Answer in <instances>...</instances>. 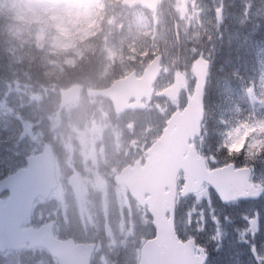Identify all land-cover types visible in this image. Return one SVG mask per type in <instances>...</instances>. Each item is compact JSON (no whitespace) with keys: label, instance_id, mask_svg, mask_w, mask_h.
I'll return each instance as SVG.
<instances>
[{"label":"rangeland","instance_id":"obj_1","mask_svg":"<svg viewBox=\"0 0 264 264\" xmlns=\"http://www.w3.org/2000/svg\"><path fill=\"white\" fill-rule=\"evenodd\" d=\"M224 1L226 0H175L179 4V19V6L187 7L186 18L181 19L185 24L182 39L187 42V38H190L194 45H186L187 50L183 55H179L177 50L174 55L170 42L166 40V32L171 31L170 25H165L163 30H141L139 35L143 42H123L131 27H120L117 29V36H114L108 28L107 16L103 13L97 25L93 12L96 0H0V14L3 15L6 29L0 42L3 54L0 53V139L7 141L17 131L18 137L23 126L29 127L33 123L39 126L40 122L43 127L50 126L62 117L54 108L61 107L63 94L56 93L55 89L61 88L64 73L69 75L70 69L81 59L85 50L88 55L86 64L77 70L87 71L86 74L77 73L86 77L82 79L83 83H93L99 79L113 80L127 70L139 71L146 65L149 55L155 53H163L165 56L163 81L170 78L174 71L189 70L192 60L204 52L201 41L207 43L210 40L209 32L194 31L217 27L216 10L220 6L226 7ZM232 1L234 7L230 14L234 22L230 24L234 25V29L248 31L258 14L264 19V0ZM133 17L137 21L139 16L134 14ZM127 24L131 25L132 20ZM188 27L191 28V33L188 32ZM248 32L253 33L252 30ZM243 34L240 33V37ZM136 43H141L143 48L134 53L135 46L132 44ZM219 47V42H214L213 52L216 53ZM258 47L262 49L259 63L253 73L247 74L242 80L240 90L232 99L233 104L224 109L221 120L211 127L212 145H208L207 151L211 161L219 166L238 161L243 167H254V180L264 183V42ZM206 54L214 56L212 51ZM234 84L239 85L238 81ZM47 89H51L50 100L41 101V94L44 90L48 94ZM71 92L74 96L78 94L76 88ZM232 92L227 87L228 95ZM68 94L69 92L64 96ZM164 105L167 106V102ZM168 108L172 112L175 105L169 103ZM12 111H16L19 120L6 118L1 122L2 116H13ZM167 112L168 109H162L160 114L166 118ZM85 116L84 111L77 109L69 120L65 117L57 130L61 132L59 136L63 140H69L75 135H82L78 126ZM20 120L22 121L19 122ZM0 156L1 176L13 171L14 160L8 153ZM257 210L264 218V201L254 207L222 210L217 206L211 191L202 188L186 203H181L177 223L181 234H192L205 242L210 250L209 264H239V259L247 261L249 257L259 264L264 258V233L257 235L255 251L247 252L243 258L235 255L236 249L242 248L237 240L243 238L247 228L243 216H252ZM190 211L193 213L191 217ZM228 216L232 223L227 220ZM257 248L263 250L260 256L256 254ZM0 264L8 263H2L0 259Z\"/></svg>","mask_w":264,"mask_h":264},{"label":"flooded vegetation","instance_id":"obj_2","mask_svg":"<svg viewBox=\"0 0 264 264\" xmlns=\"http://www.w3.org/2000/svg\"><path fill=\"white\" fill-rule=\"evenodd\" d=\"M157 1L162 10L164 0ZM133 10L138 16L146 15L140 6ZM172 19L175 25V0ZM173 33L175 42V27ZM181 34L184 36V31ZM99 80L83 88V97L77 104L88 113L78 126L82 135L69 140L59 136L57 130L67 114L61 107L56 112L62 117L46 127V132L52 133L40 135L55 154L56 188L47 199L36 201L33 218L37 217L38 227L51 223L53 236L59 241L87 245L85 252L92 245L88 264H137L141 246L153 237L151 220L146 210L131 199L127 187L117 182V176L123 168L145 159L149 144L146 135L127 134L124 129L134 123L147 124L150 117L155 120L152 111L150 117L148 114L155 101H150L144 110L116 115L107 99L88 97L89 91L100 92L113 82ZM160 87L157 85V89ZM32 131L37 134L34 125ZM37 138L35 135L31 140L34 149L38 147ZM14 254L18 263L24 254L32 261L30 264H58L42 249Z\"/></svg>","mask_w":264,"mask_h":264},{"label":"water","instance_id":"obj_3","mask_svg":"<svg viewBox=\"0 0 264 264\" xmlns=\"http://www.w3.org/2000/svg\"><path fill=\"white\" fill-rule=\"evenodd\" d=\"M157 63H153L148 68L146 74H154L156 71ZM198 65L197 67H199ZM201 70V69H200ZM195 72L197 78V86L195 89V96L193 98V107L192 105L189 108V113L193 116L189 117L186 115H175L171 122L168 124V128L164 132L165 138L160 142L159 147L156 145L152 149V156H159L161 153L162 164L160 163L156 170L151 171V174L162 175L163 177L167 176L168 171L174 169L175 178L180 169L185 173V186L182 192V196L187 195L193 191H196L202 182H206L213 190L217 193L218 197L221 200V193L217 188V181L223 180L227 181L232 176H237L241 174L248 173L244 171H238L237 174L231 173V166L226 169L216 170L211 173L205 171L201 159L192 155V168L190 165L185 164L184 161H181V154L183 152V147L187 143L188 139L193 137L198 133V124H195L200 118L202 113V93L205 84L206 69H202L200 72ZM145 77V76H144ZM173 126H176V130H173ZM164 169H163V167ZM38 175L33 177L30 170H25L20 173H17L14 176L8 177L7 179L0 182V192L8 190L9 198L6 200V205L0 203V250L5 248H10L21 241L33 242L37 238H40L41 231H20V226L27 219H29L30 210L33 201L38 196H45L49 193V189L46 180H48L49 170L44 167H39L35 170ZM198 182L194 184L193 182ZM35 184L41 185L42 187H37ZM259 191L258 189L247 188L240 195H248L249 197L255 195ZM248 192V194L246 193ZM223 195L231 199L233 196L237 195L230 187L225 184ZM169 199L171 201V196ZM243 199V198H241ZM222 203H224L221 200ZM226 204V203H224ZM168 211L173 210L172 204L168 203ZM161 215L160 208L155 207L154 216L157 217ZM164 227V233L167 232V228ZM169 233L165 235L166 246H164V241L162 240L161 233L158 235L159 238L152 241L150 246L147 247L145 252V258H147L148 264H174L173 260V251L172 248V239L170 238L171 230H168ZM155 244L154 250L150 253V250ZM41 245L47 247L45 244ZM37 246H40L38 243ZM161 252V258L157 257V252ZM204 262L198 261L194 262L189 253L181 254L180 246L175 239V264H203Z\"/></svg>","mask_w":264,"mask_h":264},{"label":"trees","instance_id":"obj_4","mask_svg":"<svg viewBox=\"0 0 264 264\" xmlns=\"http://www.w3.org/2000/svg\"><path fill=\"white\" fill-rule=\"evenodd\" d=\"M2 33L3 29L0 25V37ZM251 39L253 37H251L250 32H244L243 36L240 37V32L235 28L228 42L223 45L224 48H221L218 53L211 73L210 92L207 100V110L210 117L220 111L223 105H228V83L253 70L255 62L252 59ZM0 53L2 54L1 49Z\"/></svg>","mask_w":264,"mask_h":264},{"label":"snow or ice","instance_id":"obj_5","mask_svg":"<svg viewBox=\"0 0 264 264\" xmlns=\"http://www.w3.org/2000/svg\"><path fill=\"white\" fill-rule=\"evenodd\" d=\"M248 172L250 173L251 170L249 169ZM225 184L233 191H235L237 195L233 196L231 199L223 195ZM216 186L218 188V191L221 193V200L224 203H237L241 198L259 199L261 197H264V184H261L259 191L251 197H249L248 195L242 196L239 194L243 193L245 189L253 187V185H251L249 182V176L246 174L232 176L226 182L223 180H218ZM214 211L215 209H213V212ZM192 214L193 213L190 211L189 216L191 217ZM243 219L247 224V228L243 234V238L237 240V244L242 246V248H238L235 251V255L238 258L246 257L247 252L255 251V239L257 235L264 233V218L261 217L259 210L255 211L252 216L245 215ZM219 250L220 249L218 248L217 251ZM239 264H246V259H239ZM259 264H264V258L260 260Z\"/></svg>","mask_w":264,"mask_h":264},{"label":"bare ground","instance_id":"obj_6","mask_svg":"<svg viewBox=\"0 0 264 264\" xmlns=\"http://www.w3.org/2000/svg\"><path fill=\"white\" fill-rule=\"evenodd\" d=\"M234 52H235V50H234ZM132 165H133V164H132ZM132 165H131V166H132Z\"/></svg>","mask_w":264,"mask_h":264}]
</instances>
